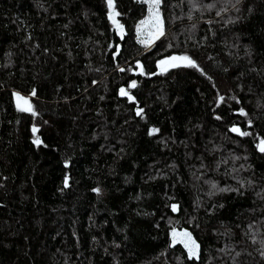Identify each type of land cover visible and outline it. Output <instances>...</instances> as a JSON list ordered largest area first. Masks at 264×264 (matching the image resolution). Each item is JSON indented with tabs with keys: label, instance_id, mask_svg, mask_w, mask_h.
Instances as JSON below:
<instances>
[{
	"label": "trees",
	"instance_id": "obj_1",
	"mask_svg": "<svg viewBox=\"0 0 264 264\" xmlns=\"http://www.w3.org/2000/svg\"><path fill=\"white\" fill-rule=\"evenodd\" d=\"M195 3L0 0V264H264V0Z\"/></svg>",
	"mask_w": 264,
	"mask_h": 264
},
{
	"label": "snow or ice",
	"instance_id": "obj_2",
	"mask_svg": "<svg viewBox=\"0 0 264 264\" xmlns=\"http://www.w3.org/2000/svg\"><path fill=\"white\" fill-rule=\"evenodd\" d=\"M144 2L148 3L149 5V18L148 20L145 21H141V27H138V33H140L142 31V26L145 24H152L153 27V31L151 33V38L154 39H158L160 36L164 35V30H163V20L161 19V13H160V6L162 3V0H144ZM108 3V7H109V19L112 20L113 24L117 27V29L120 31L121 35H123V27L122 25H120L117 21H116V17L119 15L118 12H116L115 10V5H114V0H107ZM190 3H192L193 7L196 6L195 0H190ZM208 7H212V5H209ZM141 43H145V41H141ZM177 61L182 62L184 66H190V67H196L195 62L188 56H181V57H172L171 61H162L161 62V66H167V65H171L172 67H178L180 66L179 63H177ZM123 70V69H121ZM166 70V69H165ZM130 87H136L135 82H133ZM35 94V93H33ZM120 94L123 95H128V93L125 91V89H121L120 90ZM17 99V108L19 111L21 112H32V115H35L36 113L32 110V106L31 104H29V102L24 99L23 97L17 95L16 97ZM129 99L131 100L132 97L129 96ZM22 102V103H21ZM142 110H138L137 111V115H141ZM33 134L35 135V133L38 131V129L36 127H33L32 129ZM157 129H152V133L157 132ZM232 131L239 133L240 135H248V133H244V132H240L239 129L233 128ZM33 143L37 146H39L42 141L40 140L39 136H35V139L33 140ZM259 150L261 152H264V140L260 141V144L258 145ZM67 166V165H65ZM68 186V182L67 179L65 180V187ZM213 187L215 188L216 186L213 185ZM228 189H220V191H227ZM97 191H99L97 189ZM173 210H176V206H173ZM176 233L173 232V237L175 240L176 237ZM185 239L182 240L181 242L184 243V246L188 249V253H189V257H198L199 255V245L196 243L195 240L192 239L191 234L184 232L181 234ZM237 255H239V253H237ZM262 255H264V252H262Z\"/></svg>",
	"mask_w": 264,
	"mask_h": 264
},
{
	"label": "rangeland",
	"instance_id": "obj_3",
	"mask_svg": "<svg viewBox=\"0 0 264 264\" xmlns=\"http://www.w3.org/2000/svg\"><path fill=\"white\" fill-rule=\"evenodd\" d=\"M142 1H144V0H142ZM146 3V2H145ZM146 5H147V8H148V13H147V16H146V18L145 19H143L142 21H145V20H148V18H149V5H148V3H146ZM138 27H141V21H140V23L138 24ZM138 27H137V36H138V39H139V41L141 42V41H145V43H141V44H143L144 46H146V47H149V46H151L153 43H155L158 39H160L162 36H160L158 39H152L151 38V33H152V31L154 30L153 29V27H152V24L151 23H149V24H145V25H143L142 26V31L140 32V33H138ZM19 96H21V97H23L24 99H26L28 102H29V104H31L30 103V100L28 99V97H26V96H22V95H19ZM120 96H122L121 94H120ZM123 96H126V95H123ZM17 97V96H16ZM16 97L13 99L14 100V104H15V107L17 108V99H16ZM22 103V102H21ZM32 106V105H31ZM18 109V108H17ZM32 110H33V107H32ZM27 113H32V112H27ZM237 133V132H236ZM259 144H260V141H259ZM258 144V145H259ZM258 149H259V147H258ZM260 151V150H259ZM183 239L182 238H180L178 235H176V237H175V240H174V238H173V241H174V243L176 244V245H181V244H184L183 242H181Z\"/></svg>",
	"mask_w": 264,
	"mask_h": 264
},
{
	"label": "water",
	"instance_id": "obj_4",
	"mask_svg": "<svg viewBox=\"0 0 264 264\" xmlns=\"http://www.w3.org/2000/svg\"><path fill=\"white\" fill-rule=\"evenodd\" d=\"M164 67L165 66H161V64H159V66H158V68L157 69H159V70H162V69H164ZM173 232H175L180 238H182L183 240L185 239L181 234L182 233H184V232H187V233H190L188 230H186V229H181L180 231L179 230H174V231H172L171 233H170V246L169 247H171V248H173V246H176V244L174 243V241H173ZM191 234V233H190ZM191 237H192V239L193 240H195L194 238H193V236L191 235ZM197 243V242H196ZM198 244V243H197ZM199 245V244H198ZM186 252H187V254H188V256H189V253H188V249L184 246V244H181L180 245ZM190 258V257H189ZM191 258H193V259H197L198 257H191Z\"/></svg>",
	"mask_w": 264,
	"mask_h": 264
}]
</instances>
